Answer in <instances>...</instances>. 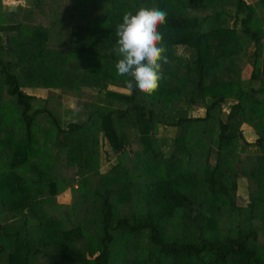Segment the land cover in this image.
Listing matches in <instances>:
<instances>
[{"label":"trees","instance_id":"16d2710c","mask_svg":"<svg viewBox=\"0 0 264 264\" xmlns=\"http://www.w3.org/2000/svg\"><path fill=\"white\" fill-rule=\"evenodd\" d=\"M31 2L0 17L1 264H264V0ZM140 8L167 13L151 96L120 93L115 70L116 27ZM51 90L85 121L34 95Z\"/></svg>","mask_w":264,"mask_h":264},{"label":"clouds","instance_id":"9594fccd","mask_svg":"<svg viewBox=\"0 0 264 264\" xmlns=\"http://www.w3.org/2000/svg\"><path fill=\"white\" fill-rule=\"evenodd\" d=\"M166 16L165 11L155 8L122 14L113 52L118 57L116 74L125 78L123 84L130 94L135 88L148 96L158 90L162 63H167L163 35L158 29L166 23Z\"/></svg>","mask_w":264,"mask_h":264},{"label":"rangeland","instance_id":"374dc122","mask_svg":"<svg viewBox=\"0 0 264 264\" xmlns=\"http://www.w3.org/2000/svg\"><path fill=\"white\" fill-rule=\"evenodd\" d=\"M40 1H44V0H40ZM68 2V0H60V5H65ZM246 2L248 4H254L255 2H257V0H246ZM30 7L32 6V2L31 0H2V4L0 5V17H2L3 14H5L6 12H11L13 10H15L18 7ZM36 21H39V23H43V25H46V19L42 18L41 16H37L36 17ZM253 50L250 47V53ZM177 54L183 58H189L191 57V51L189 49H186L184 47H177L176 50ZM251 74V67L249 65H245V67L242 69V78L243 81L246 83L247 80L249 79ZM255 86V90H257L260 94L263 93V90L260 88V86L257 83H254ZM243 87H246V85H244ZM120 93H127L124 90H120ZM56 94L58 96V98H53L52 95ZM34 95L36 96V99H39L40 101H44L45 104L47 105L46 107L52 109L56 114H58L59 118L61 119V122L65 123V126L68 124H79L85 121V115L83 113H81L80 110H78L79 108H76V101L73 99V97L70 94H62L60 93V91L57 90H51L50 95L48 96V91L46 92H36L34 93ZM263 97V96H262ZM47 99V101L45 100ZM90 100L89 98V94L85 97H83L80 100V103H87ZM262 101H264L263 99H261ZM230 105V104H229ZM224 109L226 110V112L229 110L228 109V105L224 106ZM198 114H200L201 112L198 111ZM41 123L46 126V120L41 118L40 119ZM242 133L244 136V139L246 141V143H253L256 139L252 128L251 127H246L243 126L242 127ZM103 150L102 146L100 145V139H99V149ZM105 151V150H103ZM108 151L110 153V147L108 148ZM100 155H102L104 157V155L102 154V151L100 153ZM111 159H109V161L106 164L102 163V166H100V172H104L108 167L113 166L117 161L116 159L118 158L117 155H114L112 153V155H110ZM246 182L244 179H240V181H238V188H237V198H238V205L241 206V208H246L248 206L249 203V193L248 190L246 188ZM56 200V205H67L70 204L71 202V192H70V188L67 187L65 188L63 191H61L55 198ZM226 219V218H225ZM244 219V216H243ZM237 225L239 226V219H238V213L236 214H232L231 216H229V220L227 221L226 219V227L229 228V230L231 231V233H234V230L232 229V226L235 228H237ZM248 223L247 221L243 220V226L247 227ZM241 227V226H239ZM2 262H5V258L0 257ZM0 261V264H1Z\"/></svg>","mask_w":264,"mask_h":264}]
</instances>
